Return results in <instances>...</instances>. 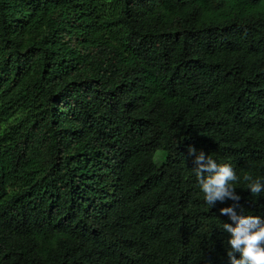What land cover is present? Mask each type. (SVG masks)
<instances>
[{
    "label": "trees",
    "instance_id": "1",
    "mask_svg": "<svg viewBox=\"0 0 264 264\" xmlns=\"http://www.w3.org/2000/svg\"><path fill=\"white\" fill-rule=\"evenodd\" d=\"M189 148L264 218V0H0V264H229Z\"/></svg>",
    "mask_w": 264,
    "mask_h": 264
},
{
    "label": "clouds",
    "instance_id": "2",
    "mask_svg": "<svg viewBox=\"0 0 264 264\" xmlns=\"http://www.w3.org/2000/svg\"><path fill=\"white\" fill-rule=\"evenodd\" d=\"M188 152L195 157L194 170L204 202L212 208L217 202H235L231 207L220 209V214L231 221L223 223V231L229 234V264H264V218L246 216L235 210L241 197L234 187L240 179L234 169L229 164H218L203 151L197 153L194 148H189ZM243 181L254 196L264 192V182L259 178L246 174Z\"/></svg>",
    "mask_w": 264,
    "mask_h": 264
},
{
    "label": "rangeland",
    "instance_id": "3",
    "mask_svg": "<svg viewBox=\"0 0 264 264\" xmlns=\"http://www.w3.org/2000/svg\"><path fill=\"white\" fill-rule=\"evenodd\" d=\"M162 154L161 153H159V152H157V153H155L154 154V156H153V163L157 166L159 163H161L162 161H163V157L161 156ZM190 248L191 249H196L197 248V246L196 245H191L190 246Z\"/></svg>",
    "mask_w": 264,
    "mask_h": 264
}]
</instances>
